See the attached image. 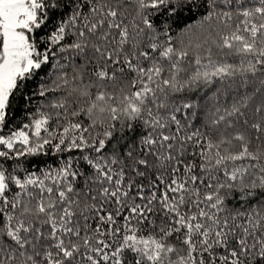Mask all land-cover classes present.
Returning a JSON list of instances; mask_svg holds the SVG:
<instances>
[{
  "label": "snow or ice",
  "instance_id": "1",
  "mask_svg": "<svg viewBox=\"0 0 264 264\" xmlns=\"http://www.w3.org/2000/svg\"><path fill=\"white\" fill-rule=\"evenodd\" d=\"M0 264H264V0H0Z\"/></svg>",
  "mask_w": 264,
  "mask_h": 264
},
{
  "label": "trees",
  "instance_id": "2",
  "mask_svg": "<svg viewBox=\"0 0 264 264\" xmlns=\"http://www.w3.org/2000/svg\"><path fill=\"white\" fill-rule=\"evenodd\" d=\"M210 94V93H209ZM23 100H21V101H19V105H23ZM15 114H16V116L18 117V118H20V117H22V115H23V113L20 111V108L19 107H17L16 109H15Z\"/></svg>",
  "mask_w": 264,
  "mask_h": 264
}]
</instances>
